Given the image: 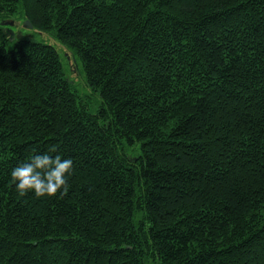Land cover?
I'll list each match as a JSON object with an SVG mask.
<instances>
[{
	"label": "trees",
	"instance_id": "1",
	"mask_svg": "<svg viewBox=\"0 0 264 264\" xmlns=\"http://www.w3.org/2000/svg\"><path fill=\"white\" fill-rule=\"evenodd\" d=\"M19 11L100 104L54 44L0 41V264H264V0H0ZM45 153L67 195H20Z\"/></svg>",
	"mask_w": 264,
	"mask_h": 264
},
{
	"label": "clouds",
	"instance_id": "2",
	"mask_svg": "<svg viewBox=\"0 0 264 264\" xmlns=\"http://www.w3.org/2000/svg\"><path fill=\"white\" fill-rule=\"evenodd\" d=\"M52 147L49 152L55 153ZM73 160L61 155L37 154L29 162L22 163L11 171V177L20 195L34 190L37 197L67 195L70 185L67 176L72 173ZM62 189V191H61Z\"/></svg>",
	"mask_w": 264,
	"mask_h": 264
},
{
	"label": "rangeland",
	"instance_id": "3",
	"mask_svg": "<svg viewBox=\"0 0 264 264\" xmlns=\"http://www.w3.org/2000/svg\"><path fill=\"white\" fill-rule=\"evenodd\" d=\"M17 19H3L0 21V41L5 37H8L11 42L22 38H31L39 41L49 42L54 44L61 54L62 60L66 67L69 78L76 83L78 89L81 91L82 95L86 94L85 100L89 102V110H96L97 106L100 104V97L97 93H94L86 84L85 78L81 71V66L76 65L73 52L55 40L50 34L39 31L35 28L28 27L25 24L26 19H24L22 12L19 11L16 14ZM4 22H13V24H7L2 26ZM149 264H159L153 261Z\"/></svg>",
	"mask_w": 264,
	"mask_h": 264
},
{
	"label": "water",
	"instance_id": "4",
	"mask_svg": "<svg viewBox=\"0 0 264 264\" xmlns=\"http://www.w3.org/2000/svg\"><path fill=\"white\" fill-rule=\"evenodd\" d=\"M10 23L13 24V22H4L3 24H4V25H7V24H10ZM25 24H26L28 27L33 28V25H32V23L30 22V20L27 19V20L25 21Z\"/></svg>",
	"mask_w": 264,
	"mask_h": 264
}]
</instances>
